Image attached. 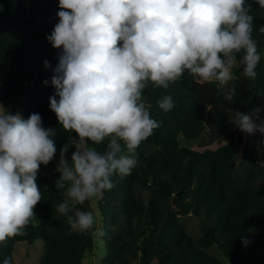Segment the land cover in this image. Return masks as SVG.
Returning a JSON list of instances; mask_svg holds the SVG:
<instances>
[{
	"label": "trees",
	"instance_id": "16d2710c",
	"mask_svg": "<svg viewBox=\"0 0 264 264\" xmlns=\"http://www.w3.org/2000/svg\"><path fill=\"white\" fill-rule=\"evenodd\" d=\"M31 3L32 10L24 0H0V103L19 107L24 119L39 113L43 126L55 129L57 153L37 174L42 196L35 206L39 224L30 221L22 235L0 243V264L5 258L15 264L18 243L37 247V241L43 242L37 264H83L87 253L97 249L94 230L81 232L69 225L67 216L57 211L67 200V185L55 188L59 150L76 139L74 132L59 125L49 107L55 91L52 68L58 63L59 50L47 36L59 22L61 9L59 0ZM246 4H251L252 38L261 56L255 80L243 75L240 53L227 85L236 90L231 100L224 98L217 81H203L187 70L167 89L149 82L142 91L141 102L159 126L135 150L138 164L131 174H113L114 187L98 197L96 208L106 237L99 264H257L256 260H264L255 250L264 241V135L257 132L261 152L248 158L245 151L238 163L235 146L243 141V132L230 130L235 111L250 113L260 108L264 120V33L259 31L264 26V8L255 0ZM46 60L51 67H45ZM165 96L174 103L167 112L158 103ZM180 139L200 143L189 147ZM109 142L105 138L99 145H89L102 153ZM121 146V154L128 155L122 141ZM88 205L89 200L78 204L68 215L88 211ZM182 216L195 217L206 232L193 237ZM244 239L250 242L245 245ZM211 247L225 261L209 253Z\"/></svg>",
	"mask_w": 264,
	"mask_h": 264
},
{
	"label": "clouds",
	"instance_id": "9594fccd",
	"mask_svg": "<svg viewBox=\"0 0 264 264\" xmlns=\"http://www.w3.org/2000/svg\"><path fill=\"white\" fill-rule=\"evenodd\" d=\"M255 2L264 8V0ZM59 7V22L47 36L59 50L49 107L76 139L59 150L55 188L67 185L69 199L57 211L73 229L85 232L94 226L93 213L68 215L69 201L83 205L102 197L114 187L113 174L130 175L138 164L135 150L159 126L141 102L147 84L167 89L187 70L203 81H217L231 100L236 90L227 85L237 54L243 53L239 64L250 80L257 77L261 56L246 0H59ZM259 31L264 33V26ZM44 64L51 67L47 60ZM158 103L165 112L174 107L171 96ZM260 111H235L231 122L245 134L264 135ZM55 135L39 113L24 119L0 103V243L22 235L36 219L34 208L42 200L37 174L57 153ZM105 138L110 142L102 153L89 145ZM121 141L128 155L121 154Z\"/></svg>",
	"mask_w": 264,
	"mask_h": 264
},
{
	"label": "rangeland",
	"instance_id": "374dc122",
	"mask_svg": "<svg viewBox=\"0 0 264 264\" xmlns=\"http://www.w3.org/2000/svg\"><path fill=\"white\" fill-rule=\"evenodd\" d=\"M32 0H24V3L26 7L30 10H32ZM238 66V63H237ZM236 66V67H237ZM235 67V68H236ZM7 105H10L8 103ZM6 105V106H7ZM232 113V117H233ZM231 131H238L239 129L233 124L230 127ZM258 133L255 134H245L243 133V141L238 142L237 145L235 146V151L237 153V156L239 157V162L240 163L243 158H244V152H247V157L252 158L255 154H259L261 152L260 147L258 146V143L256 141ZM180 142L182 145H186L189 147H198L200 141H195L194 143H186L183 139H180ZM75 151L74 146L70 147L69 149V160L71 159V154L72 152ZM66 199L68 200L67 192H66ZM98 197H93L89 200V205H88V211H91L94 216V241L97 246V249L94 250L93 252L87 253L83 264H99L101 258H103L106 250V237L103 233V230L105 226H103L102 222L99 221L101 220L100 214L97 212L96 204H97ZM70 206L72 209H78V204H76L73 201H69ZM34 212L36 214V219L33 220L34 224L38 225L40 222L39 219V212L36 208H34ZM99 217V218H98ZM98 218V219H97ZM182 223L184 226L187 228L188 232L193 236V237H198L201 234L206 232V227H203L200 225V222L193 216H182ZM110 225V224H109ZM38 245L37 247L30 246L26 243H18L15 247L14 251V260L15 264H37L38 260L40 258V254L38 251H41V256L43 254V242L42 241H37ZM39 249V250H38ZM255 250L258 251L261 255L264 257V241L260 242L258 245L255 246ZM208 252L217 256L218 258L222 259L225 261L221 253L217 250L216 247H211L208 249ZM257 264H264V260H256Z\"/></svg>",
	"mask_w": 264,
	"mask_h": 264
},
{
	"label": "built area",
	"instance_id": "2783aa9c",
	"mask_svg": "<svg viewBox=\"0 0 264 264\" xmlns=\"http://www.w3.org/2000/svg\"><path fill=\"white\" fill-rule=\"evenodd\" d=\"M5 108L9 111L10 114L19 113L20 115H22V110L17 106L10 104V105H7Z\"/></svg>",
	"mask_w": 264,
	"mask_h": 264
}]
</instances>
